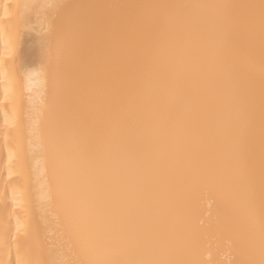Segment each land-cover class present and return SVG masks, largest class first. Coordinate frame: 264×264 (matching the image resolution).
<instances>
[{
  "label": "snow or ice",
  "instance_id": "snow-or-ice-1",
  "mask_svg": "<svg viewBox=\"0 0 264 264\" xmlns=\"http://www.w3.org/2000/svg\"><path fill=\"white\" fill-rule=\"evenodd\" d=\"M16 9L59 239L6 264H264V0Z\"/></svg>",
  "mask_w": 264,
  "mask_h": 264
},
{
  "label": "bare ground",
  "instance_id": "bare-ground-1",
  "mask_svg": "<svg viewBox=\"0 0 264 264\" xmlns=\"http://www.w3.org/2000/svg\"><path fill=\"white\" fill-rule=\"evenodd\" d=\"M33 0H0V261L7 242L15 252L37 245L53 247L59 239L55 208L49 204L50 169L46 159L47 127L42 115L46 85L39 71L38 27L22 37L14 19L16 5ZM43 3L55 0H41ZM94 3H221L258 0H73ZM217 207L203 203L202 220L210 222Z\"/></svg>",
  "mask_w": 264,
  "mask_h": 264
}]
</instances>
